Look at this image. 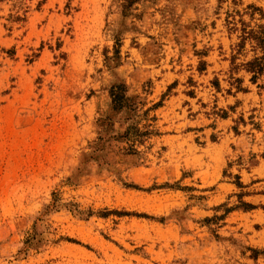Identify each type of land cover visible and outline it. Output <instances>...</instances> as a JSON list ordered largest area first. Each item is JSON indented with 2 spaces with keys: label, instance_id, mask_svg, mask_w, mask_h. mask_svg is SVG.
Returning <instances> with one entry per match:
<instances>
[{
  "label": "rangeland",
  "instance_id": "1",
  "mask_svg": "<svg viewBox=\"0 0 264 264\" xmlns=\"http://www.w3.org/2000/svg\"><path fill=\"white\" fill-rule=\"evenodd\" d=\"M120 4L0 0V264H264V0Z\"/></svg>",
  "mask_w": 264,
  "mask_h": 264
},
{
  "label": "trees",
  "instance_id": "2",
  "mask_svg": "<svg viewBox=\"0 0 264 264\" xmlns=\"http://www.w3.org/2000/svg\"><path fill=\"white\" fill-rule=\"evenodd\" d=\"M143 1V0H121L120 7L122 9V15H127L128 11L133 7L134 4ZM259 47L264 48V35L260 37H255ZM262 57H256L252 61L248 62L246 65V70L251 72L252 80H255L258 75L262 73L263 65H262ZM110 97H111V105L113 109L118 110H134L136 107H133V103L130 102V97L126 95V90L124 84H116L110 88ZM132 128L129 126L126 130Z\"/></svg>",
  "mask_w": 264,
  "mask_h": 264
}]
</instances>
